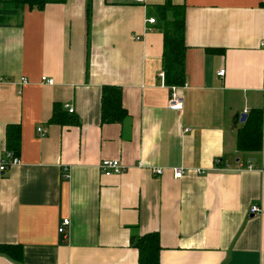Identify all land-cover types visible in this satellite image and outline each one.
Masks as SVG:
<instances>
[{
    "label": "crops",
    "instance_id": "crops-1",
    "mask_svg": "<svg viewBox=\"0 0 264 264\" xmlns=\"http://www.w3.org/2000/svg\"><path fill=\"white\" fill-rule=\"evenodd\" d=\"M164 2L90 0L87 23V0H65L0 23V162L9 138L19 159L0 170V244L23 252L0 264H138L132 238L148 232L159 264H264V0H171L185 15L179 111L159 77ZM103 85L121 88L120 122H101ZM244 110L260 111V151L236 147ZM102 159L130 168L104 176Z\"/></svg>",
    "mask_w": 264,
    "mask_h": 264
},
{
    "label": "trees",
    "instance_id": "trees-1",
    "mask_svg": "<svg viewBox=\"0 0 264 264\" xmlns=\"http://www.w3.org/2000/svg\"><path fill=\"white\" fill-rule=\"evenodd\" d=\"M65 0H0V23L4 18L18 13L25 6L42 9L48 3H63ZM90 0H87V11ZM156 17L159 28L163 32L162 68L166 85H183L185 81V15L182 5H176L171 0H165L156 6ZM89 22V11L87 23ZM59 108V107H58ZM57 109V107H56ZM127 112L122 105L121 88L114 85H103L100 95L101 122H120ZM58 122L56 111L50 122ZM60 122V121H59ZM260 111L252 110L243 121L242 128L237 131L236 147L240 151H260L259 141ZM8 148L14 153L18 150V141L8 139ZM138 251V264H159V235L148 232L134 235L131 242ZM0 255L15 262H22V247L16 244H0Z\"/></svg>",
    "mask_w": 264,
    "mask_h": 264
},
{
    "label": "built area",
    "instance_id": "built-area-1",
    "mask_svg": "<svg viewBox=\"0 0 264 264\" xmlns=\"http://www.w3.org/2000/svg\"><path fill=\"white\" fill-rule=\"evenodd\" d=\"M144 1L145 0H137V2H139V3H143ZM147 22L154 23L155 18L149 17L147 19ZM218 74L220 76L223 75L224 69H220L218 71ZM159 77L161 79V82L165 84V82H164V71L163 70L159 72ZM41 81L48 83V84H52L54 82L53 78L47 77L45 75L41 77ZM21 82L24 83L25 79L21 78ZM183 85H181V86H183ZM167 86L169 88V96H168V100H167V106L172 110H177V111L181 110L182 106H183V102H184L183 97L179 92V89L181 88V86L180 85H167ZM64 107L70 113L74 111L73 107L69 104H65ZM263 111H264V106H263ZM243 112L247 113V110H244ZM37 130L41 134H43L42 133L43 130L41 127L37 128ZM262 139H264V131L262 132ZM18 163H19V159L15 155H13L12 152L7 151L4 153V156L1 159L0 170H4L5 168H7L9 166L17 165ZM215 163L219 164L218 160ZM136 167L137 168H143L144 164H142V162H138ZM247 167L251 168V165H249ZM129 168H130V166H127L126 164L120 163L116 159H102L98 164V169H99L100 173L104 176L119 174V173L127 171ZM170 169L172 171V175L174 178L182 177L188 170L187 168L182 167V166H174ZM228 169H229L228 167H221L218 165H217V167L213 168V170H216V171H223V170H228ZM150 170L153 174L160 175L163 173L164 168L160 167V166H151ZM261 170H263V168H261ZM64 171H65L64 176H67L68 175L67 167L64 168ZM195 171L198 174H205L206 173L205 170L200 169V168H197ZM260 211H261V208L256 204L252 205L250 208V212L252 214H258ZM69 224H70V220L68 218H63L61 223H60V226L58 227L59 233H62L65 235L66 229L69 226Z\"/></svg>",
    "mask_w": 264,
    "mask_h": 264
},
{
    "label": "water",
    "instance_id": "water-1",
    "mask_svg": "<svg viewBox=\"0 0 264 264\" xmlns=\"http://www.w3.org/2000/svg\"><path fill=\"white\" fill-rule=\"evenodd\" d=\"M247 117V113L241 112L240 114H238L237 116V120L239 121H244V119Z\"/></svg>",
    "mask_w": 264,
    "mask_h": 264
}]
</instances>
